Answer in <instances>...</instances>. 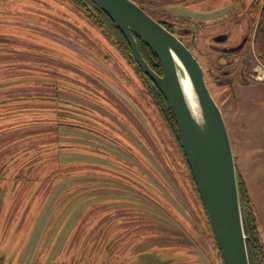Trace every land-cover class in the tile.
<instances>
[{"label":"rangeland","instance_id":"rangeland-1","mask_svg":"<svg viewBox=\"0 0 264 264\" xmlns=\"http://www.w3.org/2000/svg\"><path fill=\"white\" fill-rule=\"evenodd\" d=\"M135 1L180 32L184 25L193 27L192 34L179 36L209 73L237 171L258 227L264 228V62L253 48V30L243 50H222L239 43L249 29L246 11L252 0ZM33 25L82 46L99 67L77 47ZM0 35L14 40H0V264H222L209 224L195 214V200L178 184L188 177L177 140L163 129L146 83L136 79L90 10L73 0H0ZM219 35L225 40H215ZM38 48L62 59L54 85L46 83L48 68L47 78L38 82L42 73L36 69L45 58H39ZM211 56L218 57V69L208 67ZM13 62L17 65L9 67ZM111 69L122 87L148 103L147 112L138 109L137 115L151 139L138 119L134 123L129 111L115 104V96L96 97L97 84L75 76L76 71L100 75ZM5 79L12 83L6 85ZM57 90L70 104L46 98ZM65 110L82 113L86 127L108 138L75 128L56 133L46 125ZM25 152L40 156L37 163L18 168Z\"/></svg>","mask_w":264,"mask_h":264},{"label":"water","instance_id":"water-1","mask_svg":"<svg viewBox=\"0 0 264 264\" xmlns=\"http://www.w3.org/2000/svg\"><path fill=\"white\" fill-rule=\"evenodd\" d=\"M124 37L140 71L166 100L222 264H249L235 157L204 69L187 45L134 0H92ZM139 39L157 58V74ZM82 52V51H81Z\"/></svg>","mask_w":264,"mask_h":264},{"label":"flooded vegetation","instance_id":"flooded-vegetation-1","mask_svg":"<svg viewBox=\"0 0 264 264\" xmlns=\"http://www.w3.org/2000/svg\"><path fill=\"white\" fill-rule=\"evenodd\" d=\"M89 8L90 9L94 8L95 10L98 11V9L96 8L95 5H89ZM233 10H234V8H233ZM229 11H228V13L231 14L232 13L231 12L232 9L229 10ZM33 27L37 28V29H39L41 31L47 32L50 35H52L53 37H56L55 34H52V32H50L47 29H44L43 27H39L38 25H33ZM170 30L173 33H175L178 37H180L179 35H181L183 33V32H180L178 30V28H176V29L175 28H170ZM56 38L57 39H61L60 36H57ZM224 38H225L224 35L223 36L219 35L217 38H215V40L216 39L217 40L218 39L219 40H225ZM110 39L115 43V45L117 46L118 50L121 51V55L124 56V58L126 60V64H130V67L132 68L133 73L137 74L136 79L137 80L141 79L140 82H142V83L145 82L146 83L145 87L147 88V93L149 94V97L153 101L154 109L156 110V108H157V110L160 113V117H161L160 119H161V122H162L163 129L168 130V132L171 135H173V138H174L175 137L174 136L175 127H174V123H173V116H172L170 110L167 107L166 100L164 99L163 95L157 89H154V88H152L150 86L148 78L146 76H144V74L140 71V69L137 67V65L132 61V59L129 57V55H127V53L125 52L126 50L124 48V44H123L122 40L120 39V36L119 35L118 36L117 35H113L112 37H110ZM0 40H2V41H14V40H12V38L10 36H7V35H0ZM61 40L65 41L66 44H68L70 46L77 47L78 49H80V51H82L83 56H84L85 59H87L88 61H90L92 63L95 62L96 66H98L97 65L98 61L95 59V55H93L89 51L85 50L81 46L78 47L74 42L70 41L69 39L68 40L61 39ZM181 40L187 45L188 48H190V50L193 52V54L195 56H197L193 46L191 44H188L187 42H185L182 38H181ZM246 40H247V36H246V32H245V34L241 37L239 43L234 44V45L231 44V45L225 46V47L222 48V50L224 52H228V53H234V52H237L239 50H243L245 48V46H246ZM15 41H17V40H15ZM17 42L18 43H23L22 41H17ZM57 42H59V41H57ZM47 48H49V47H47ZM50 50H52V49H50ZM37 53L39 55V58L41 57V55L45 56L44 61L42 63H39L40 66L38 68H37L36 64H35L36 66H33L32 63L29 64V65H32L30 67H32L34 69L37 68L36 70H38V72L42 73L41 74L42 78L40 80L38 79L39 80L38 82H43L44 78L49 77L51 79V81L50 82H46V83H51L52 85H54L52 82H55V80L58 79V75H59V73H57V69H61L62 70V66L63 65L60 62V60H62V59H59L58 56L53 55L50 52L43 51V50H41L39 48L37 50ZM16 55H18L17 52L13 55L12 58H14ZM64 61H66V60H64ZM16 65H17V63L13 62V63H10L8 66L13 68ZM64 65L68 67L69 71H72L71 68H70L71 66H70L69 62L64 63ZM45 68H48V70L45 73L47 75L44 74L47 77H44V75H43V71L45 70ZM54 69H55V71H54ZM203 69H204V67H203ZM153 70L157 74H161L160 66H158L157 68H155ZM13 72H15V71L12 70L11 73H13ZM75 74H76L75 76L83 77L84 80L89 79V82L93 81L95 84H97V86L101 89V93L99 95L98 94H94V96L100 97L102 99L109 98V96H112V97L115 96V98L113 97V100H114L115 104L118 105L119 108L122 109L123 111H129L130 114L126 113V115L129 116V117H132L134 123L135 122L137 123V121L139 122V120H140V118L137 115L138 109L141 110L144 114L147 112L146 108L148 107V103L144 104L146 106L145 107L143 104H141L138 101L137 98L134 97V95H132V91L131 90H128V89L122 87L120 85V83H119V77L115 74V71L113 69H111L109 71L106 70V72L104 71V73H102L100 75H94V73L91 70L88 71V72H85V73L76 71ZM204 76H205V80H206V83L208 85V88L210 89L209 73H208V71H205V69H204ZM7 79H10V77H8ZM7 79H5V82H4L6 85H8L9 83H12V81L7 80ZM13 80H15L13 82H17L18 81L17 78H15ZM72 80L76 82L75 79H72ZM82 82H84V81H81V83L77 82L80 87H82ZM138 83H139V81H138ZM51 84H46V85L51 86ZM210 92H211V90H210ZM211 94H212V92H211ZM212 96L214 97L213 94H212ZM18 97L19 96H15V98H18ZM31 97H33V96H31ZM36 97H40V96H36ZM46 98L51 99L52 101H54L56 103H60V104H70V102H71L70 98L66 99V97H60L59 96V91L56 92L55 95L49 96V97H46ZM214 99H215V97H214ZM215 101H216V99H215ZM90 105H93V104H90ZM93 107L95 109L97 108V106H95V105H93ZM112 107L115 108V106H112ZM96 110L99 111L98 109H96ZM65 111H67V110H65ZM66 114L67 113H65L63 116L61 115V118H59V119L51 121V122H55V123L58 124L57 125V129L58 128H66L67 126L60 125L61 123H64V124L71 125L68 129L75 128V129L81 130L84 133L89 132V131H93V133H97V134L100 133L99 136H101L102 138H106V137H104L105 135L101 131L98 130V132H96L93 129V127H90V128L86 127V125H84L83 122L87 123L88 120L84 116H82L83 114L80 113V112H78L75 115H73L71 113H68L69 115H67L68 116L67 118H69V122L60 121L62 118L66 117L65 116ZM135 119L136 120L138 119V120L136 121ZM140 125H142V124L140 123ZM78 127H80V128H78ZM81 127L86 128V129H83ZM142 127H143V129L146 131V133L148 135L146 137H148V139H151L152 135L148 131V128L144 127L143 125H142ZM58 143L59 142H54L53 144L57 145ZM22 155L24 157H26V160H25L24 164H20L19 166H24L25 164L28 165V162L37 163V159L36 158L40 156L39 153H35L30 158V157H27L29 155L28 152H25ZM19 168H21V167H19ZM257 218H258L257 214H244V216H243L244 230H245L246 235L248 236V239H247L248 252L250 253V257L252 258L253 264H264V228H263V224H262V226H260V228L258 227ZM260 239H262L263 243L260 242Z\"/></svg>","mask_w":264,"mask_h":264},{"label":"trees","instance_id":"trees-1","mask_svg":"<svg viewBox=\"0 0 264 264\" xmlns=\"http://www.w3.org/2000/svg\"><path fill=\"white\" fill-rule=\"evenodd\" d=\"M73 2L78 4L79 6H83V8L85 10H90V16L99 24L100 27L103 28V30L105 31V33L109 37H112L113 35H117V36L119 35L120 39L122 40V42L124 44V48L126 50L125 52L132 59V57L130 55L129 47H128L124 37L122 36L120 31L115 27V25L112 22V20L108 17V15L104 11L99 9L94 4V2L92 0H73ZM89 5H95L96 8L98 9V11L95 10L94 8L93 9H90V8L88 9ZM144 10L149 13V11H147L146 9H144ZM149 14H151V13H149ZM246 16H247V22H248V28H249L246 31V36H247L246 44H248V41L250 39V34H251L252 30H253V46H254L253 48H254L255 52L257 53L258 57H260L261 60H263V62H264V0H252V2L250 3V5L247 8ZM162 24L169 30H170V28H172L168 24H165V23H162ZM180 29L182 30L183 33H189V34H192L193 31H194L193 27L192 26H188V25H184V27H182ZM178 30H179V28H178ZM136 41H137L140 53L144 57L145 61L150 65L151 68H153V69L157 68L159 66V63H158L157 58L154 56V54L139 39H136ZM208 61H209L208 62V67H212L213 69H214V67L217 68V69L220 67L218 57L211 56V57L208 58ZM227 84H229V82H227ZM66 112L69 113L68 111H66ZM67 117L68 116H66L65 118H62V120H60V121L69 122V118H67ZM173 123H174V120H173ZM46 125L47 126H52V128L57 133V125H58L57 123H55V122H47ZM60 125H65V126H67L66 128H69L71 126V125L64 124V123H61ZM174 127H175V124H174ZM78 128H80V127H78ZM81 128H83V127H81ZM83 129H86V128H83ZM43 131H45V130L43 129ZM174 136H175V139L177 140V144H178L179 149H180V151L182 153V150H181V147H180V144H179V140H178V136H177V132H176V127L174 129ZM56 140L58 142V138L54 139V141H56ZM63 147H66V146H63ZM182 156H183V159L185 161L183 153H182ZM185 165H186V168H187V177H188V182L189 183L188 182H184L183 183V181L179 180L178 184H179V186H181L182 190L185 189L186 192L187 191L190 192V194H189L190 201H191L192 198L195 200V211H197V213H195V214H202V217L205 220L206 225L208 226V222H207L206 217L204 215L205 213L203 211V208H202V205H201V202H200V199H199L195 184L193 182V179H192V176H191L190 171L188 169V166L186 164V161H185ZM237 175H238V183H239V192H240V201H241V207H242V215L244 216V214H255L253 203L251 202V200L249 198V195H248V192L245 189V185H244V182L242 180V177H241V175H240V173L238 171H237ZM186 198H188L187 195H186ZM208 230H209V226H208ZM209 238H210L212 244L214 245V247L216 249V253L218 254V250H217V248L215 246V243H214V240H213V237L211 235L210 230H209ZM247 250H248V244H247ZM248 259H249V264H253L252 258L250 257V253L249 252H248ZM165 260H168V259L165 258ZM167 264H176V263L170 262V263H167Z\"/></svg>","mask_w":264,"mask_h":264},{"label":"crops","instance_id":"crops-1","mask_svg":"<svg viewBox=\"0 0 264 264\" xmlns=\"http://www.w3.org/2000/svg\"><path fill=\"white\" fill-rule=\"evenodd\" d=\"M225 6H226V5H225ZM233 8H234V7H232L231 9H233ZM231 9H230V10H231ZM64 164L66 165V163H64ZM27 166H28L27 164H25L24 166H19V165H18V168H19V167H21V168H27ZM118 224H119V223H118ZM116 225H117V224H116ZM142 254H143V253H141L140 255H142Z\"/></svg>","mask_w":264,"mask_h":264}]
</instances>
